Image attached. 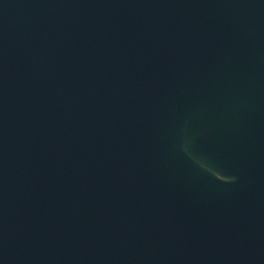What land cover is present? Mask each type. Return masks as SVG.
Segmentation results:
<instances>
[{
	"label": "water",
	"instance_id": "1",
	"mask_svg": "<svg viewBox=\"0 0 264 264\" xmlns=\"http://www.w3.org/2000/svg\"><path fill=\"white\" fill-rule=\"evenodd\" d=\"M0 264H264V0H0Z\"/></svg>",
	"mask_w": 264,
	"mask_h": 264
}]
</instances>
